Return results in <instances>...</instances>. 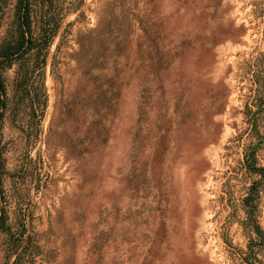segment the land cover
I'll return each instance as SVG.
<instances>
[{
    "label": "rangeland",
    "instance_id": "rangeland-1",
    "mask_svg": "<svg viewBox=\"0 0 264 264\" xmlns=\"http://www.w3.org/2000/svg\"><path fill=\"white\" fill-rule=\"evenodd\" d=\"M16 2L0 0V43ZM31 10L34 37L54 35L3 73L0 264H248L264 0ZM256 188L264 232V181Z\"/></svg>",
    "mask_w": 264,
    "mask_h": 264
},
{
    "label": "trees",
    "instance_id": "trees-1",
    "mask_svg": "<svg viewBox=\"0 0 264 264\" xmlns=\"http://www.w3.org/2000/svg\"><path fill=\"white\" fill-rule=\"evenodd\" d=\"M13 24V34H9L7 37L3 38L0 43V127L3 117L1 109L4 107L2 96L5 94L3 73L10 69L12 64L24 59L28 54L34 51L40 54L42 50L41 47L44 46L45 49V47H47L48 38L54 35V31L52 30V34L48 35V38L47 33L44 32L38 39L39 41L36 37H34L32 29L31 0H17ZM256 106L258 109H262L264 106V84L261 86L259 97L256 98ZM255 155L256 150L254 147H249L245 154V168L250 174L259 177V181L249 188L248 195L243 200L246 225H248L251 233L255 236L254 238L249 239V243L247 245L248 252L245 260L248 264H256L258 262L257 255L261 249L262 242L264 241V232L255 219L257 212V199L260 192V190L256 188V184H259L260 181H264V168H260L257 165ZM4 225V214H1L0 228H4Z\"/></svg>",
    "mask_w": 264,
    "mask_h": 264
}]
</instances>
